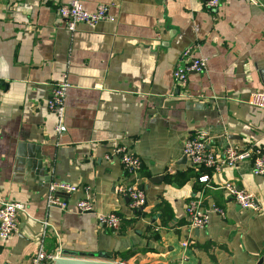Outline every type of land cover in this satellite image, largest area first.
<instances>
[{
    "label": "crops",
    "instance_id": "0c3cea01",
    "mask_svg": "<svg viewBox=\"0 0 264 264\" xmlns=\"http://www.w3.org/2000/svg\"><path fill=\"white\" fill-rule=\"evenodd\" d=\"M71 1L0 0V202L25 206L17 230L0 238V264H30L45 221V250L64 257L264 264V176L251 159L214 175L202 168L208 182L181 162L184 141L200 130L218 153L228 145L264 150V109L246 102L264 90V1L80 0L88 11L107 5L112 19L70 32L57 7ZM187 47L206 66L176 86L172 71ZM64 78L66 129L58 136L47 100ZM116 145L140 158L137 171L104 159ZM54 182L77 186L55 193L66 207L47 205ZM135 182L146 197L139 209L120 191ZM227 182L251 192L258 208L235 203L220 188ZM85 188L93 211L77 213ZM192 199L224 216L189 226ZM98 212L117 213L119 227L101 225Z\"/></svg>",
    "mask_w": 264,
    "mask_h": 264
},
{
    "label": "built area",
    "instance_id": "2783aa9c",
    "mask_svg": "<svg viewBox=\"0 0 264 264\" xmlns=\"http://www.w3.org/2000/svg\"><path fill=\"white\" fill-rule=\"evenodd\" d=\"M253 3L256 0H251ZM220 0H208L205 2L206 7H217ZM57 13L60 18L66 20V28L71 32L74 31L76 24L86 23L95 25L104 20H111L112 17L108 13L107 5L100 4L94 11L86 10L80 0H72L67 4H62L57 7ZM206 66V59L193 56L192 48H185L180 56V61L175 65L172 71V77L176 86H184L187 82V77L192 72H200ZM69 84L66 79H62L56 83L51 90L47 100L48 109L54 113L57 122L55 132L59 136L66 127L63 123L64 102L66 91ZM247 104L254 107L264 109V90L252 91ZM211 137L206 131L200 130L190 135L183 143L182 151L186 155L190 166L201 169H211L213 175L224 166H236L242 160L251 159L252 172L256 175L264 176V150L255 145L248 147H239L236 145H228L221 153L214 151L209 146ZM104 159L118 161L123 169L129 173H134L140 168V158L130 152L124 146H114L104 154ZM212 175L202 173L198 176L200 182H208ZM235 203L243 209H256L258 204L255 196L243 189L237 187L233 183H224L220 186ZM77 186L65 183L54 182L48 186L46 202L48 206L58 205L66 207L65 201L60 200L55 196L57 191L67 193L75 192ZM123 194L128 197L129 204L133 209H139L145 205L146 197L143 188L138 183H130L120 189ZM88 188L84 189V196L77 200L74 210L77 213H87L93 211V203L89 196ZM25 206L18 201H1L0 202V238L7 239L12 235L18 227V216L24 212ZM212 213L224 216V210L220 207L211 206L207 209L201 206L199 199H192L186 205L187 221L189 226L193 228L204 227ZM97 220L101 225L109 229H117L120 225L121 217L115 212L97 213ZM48 223H43V228L38 237V245L36 251L30 258V264H54V260L61 256L60 249L54 252H47L44 248V239L48 234ZM114 264H126L123 260H118Z\"/></svg>",
    "mask_w": 264,
    "mask_h": 264
},
{
    "label": "water",
    "instance_id": "95a60500",
    "mask_svg": "<svg viewBox=\"0 0 264 264\" xmlns=\"http://www.w3.org/2000/svg\"><path fill=\"white\" fill-rule=\"evenodd\" d=\"M186 158H187L186 155H184L181 162L182 163L185 162ZM158 177H154L152 178V180L154 181L158 180ZM54 264H114V262L105 261V260L81 259V258L60 256L54 260Z\"/></svg>",
    "mask_w": 264,
    "mask_h": 264
},
{
    "label": "trees",
    "instance_id": "16d2710c",
    "mask_svg": "<svg viewBox=\"0 0 264 264\" xmlns=\"http://www.w3.org/2000/svg\"><path fill=\"white\" fill-rule=\"evenodd\" d=\"M201 169H202V168H201ZM202 171L205 172L206 169H202ZM205 173H208V172H205ZM167 215H168V217H169L170 214L168 213Z\"/></svg>",
    "mask_w": 264,
    "mask_h": 264
}]
</instances>
